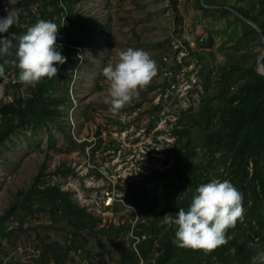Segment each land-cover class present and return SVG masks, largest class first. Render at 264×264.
I'll list each match as a JSON object with an SVG mask.
<instances>
[{"label":"rangeland","instance_id":"obj_1","mask_svg":"<svg viewBox=\"0 0 264 264\" xmlns=\"http://www.w3.org/2000/svg\"><path fill=\"white\" fill-rule=\"evenodd\" d=\"M225 1L243 3L242 0ZM67 3L57 0V5L66 11L73 4L74 10L85 15L94 27L83 33L78 23L66 25L61 17L63 33L84 39V44L74 46L75 63L64 65L68 76L65 79L56 77V86L50 95L57 96L58 100L48 101L49 107L56 109L54 117L20 124L0 144V215L15 194L41 181L40 186L56 185L67 190L72 201L85 206L99 221L91 232L77 231L59 211L52 213L49 203L35 204L37 206L27 215L17 207L14 211L18 215L9 217V235L0 237V264H53L48 246L52 242L67 248L63 264H142L143 259L132 254L136 252V237L131 234L133 227L137 229V221L144 217L147 225L142 227L143 232H148L153 238L152 245L159 247L158 237L170 224L160 221L147 229L150 220L165 208L173 207V200L190 190L184 175L179 178L173 175L170 192L159 188L156 192L145 190V211L136 199L123 203L128 183L135 181L138 185L140 173L163 171L173 164L179 167L186 164L201 181L234 176L231 151L209 152L214 146V132L221 127L225 129L223 106H220L223 102L218 99L202 101L201 97L205 92L204 84L207 92H215L214 81L228 63L244 68L256 61L254 67L260 73L257 58L264 43L258 42L256 34L237 42L230 35L232 25H226V19L231 16L204 10L197 0H67ZM7 7L17 10L18 20L9 26L8 35L0 33V36L13 39L10 51H14L15 40L10 34L21 35L38 19H48L52 0H0V16L5 15ZM208 37L207 45L199 44ZM127 47L147 51L156 61L157 72L139 90L138 98L113 114L103 103L108 81L101 69L106 63L114 64L117 52ZM164 54L171 63L181 58V68L176 67L181 78L177 87L185 92L163 93L160 68ZM240 82L230 83L229 91H235ZM64 83L68 84L66 99L62 98ZM32 86L21 82L15 69L4 70L0 75V105L18 96L30 95ZM185 129L187 132L182 133ZM262 132L254 142L245 141L251 151L245 168L248 177L253 176L256 183L260 181L259 173L264 176ZM92 137L98 138L94 146L87 144ZM219 139L224 138L220 136ZM92 147H95L93 153ZM95 163L108 166L117 177L115 193L121 195L123 202L113 199L105 204L108 183L89 165ZM239 163L245 165L244 161ZM64 166L69 170L57 171ZM258 202L255 218L259 222L251 221L261 227L259 231L264 235V189L259 191ZM247 206L243 202L244 211L238 218L243 233L238 239L251 250L253 264H264V241L259 240L244 221ZM15 216L20 218L16 220ZM158 250L151 249L150 259L155 258ZM168 264L184 262L178 263L172 256Z\"/></svg>","mask_w":264,"mask_h":264},{"label":"trees","instance_id":"obj_2","mask_svg":"<svg viewBox=\"0 0 264 264\" xmlns=\"http://www.w3.org/2000/svg\"><path fill=\"white\" fill-rule=\"evenodd\" d=\"M67 3V0H64ZM199 6L204 10L220 11L223 14H228L231 18L226 19V25L231 26L230 35L234 37L237 42L242 39L246 40L247 36L256 34L259 37V43H261L260 34L258 31L244 18L255 22L262 30L264 35V0H242L243 3H226L225 0H197ZM174 3V2H173ZM68 4V3H67ZM204 4L210 5L205 6ZM256 4H258L256 6ZM64 17L65 24L78 23L79 29L85 33L90 28L94 27V24L85 15H79L75 10L74 6L69 5L66 8L57 5V0H52V8L48 12V19L54 20L58 26H60V19ZM8 32L11 30L8 29ZM8 35L7 33H5ZM254 36V35H253ZM210 41H202L201 45H207ZM58 45H61L60 51L67 58L65 63L58 65L56 76L51 78L44 77L38 82L34 83L31 87V93L28 96H18L12 101L4 102L0 105V144L9 137L12 130L20 124H32L41 122L43 120H50L51 117L56 113L55 107L52 109L49 107V99L57 101V96L50 95V92L56 86V77L66 78L68 72L63 69L64 65L68 62L75 63V45L84 44V39L78 40L75 35L69 36L67 33H63L62 27L60 26L57 30V41ZM186 43V42H185ZM187 44V43H186ZM234 58V57H233ZM11 60L9 56L0 57V63L4 60ZM256 61L250 66L241 68L233 63L221 69L219 76L215 79V92L210 94L207 92V85L204 84V93L202 94V101L204 100H221L223 103L222 107V119H224V131L222 127L213 134L212 141L214 146L209 150L211 153H227L231 151L232 159L231 163L235 171L234 176L229 179L243 194V202L248 205L245 209L244 221L248 223V229L250 228L254 234L259 237V240L264 241V235L259 228L251 220L259 222L255 218L257 214V207L259 206L258 196L259 191L264 189V176L258 174L259 180L257 183L254 178L248 177V171L245 166L251 156L250 147L245 141L254 142L257 140L262 131H264V74H260L254 67ZM264 64V57H262ZM15 69L18 71L14 64H5L4 70ZM235 80H241L235 91H229V84L235 82ZM63 99H66L68 94V84L64 83ZM235 101V103H234ZM177 135V131H173ZM183 132H187L185 129ZM98 133V131H96ZM224 138L222 140L219 137ZM175 153L179 151L175 150ZM177 157V155H176ZM239 161H244L245 165L242 166ZM69 168L65 167L57 171H68ZM243 173V174H242ZM182 177L185 176V184L189 186L190 193L182 194L173 200V207L165 208L157 215H154L153 219L150 220L147 229H152L156 224L161 221V216L166 212H172L175 215V211L181 207H186L193 189L196 187L197 182L206 183L208 180H199L194 174L193 170L187 167L186 164L178 166L173 164L169 169L163 171L152 170L147 174H141L139 176V183L135 181L128 183L125 195L123 197L124 203L128 204L131 200H138L142 203L141 209L145 210L144 207L147 204L146 191L156 192V190L162 189L164 191H171L173 186L174 176ZM192 175V176H191ZM244 178L242 179V176ZM41 183V181H39ZM32 185L21 193L15 194L9 203V206L0 215V237H6L9 235L11 229L8 226L10 215H18L15 213V209L21 208L23 214H31L34 206H42L47 203L50 204L51 212L54 210L59 211L61 216L64 217L77 231L88 230L91 232L99 221V218L88 211L85 206H80L70 199L68 191L59 189L56 185H44L40 186ZM258 185V187H256ZM145 192V193H144ZM137 194V198L135 195ZM250 202V203H249ZM37 204V205H35ZM146 211V210H145ZM14 212V213H13ZM260 213L258 212V215ZM16 220L20 217L15 216ZM138 228L132 229L131 234L136 237L135 248L136 252H133V256L137 259H143L142 264H168L169 259L173 256L178 263L184 262V264H253L251 262V250L244 247L239 242V235L243 233L242 224L237 219L234 226L228 228L226 235L229 237L227 241L210 251L203 249H193L190 247H180L173 243L172 237L174 235V226L169 227L163 232L158 238L159 247H155L153 238L148 232H143L142 227L145 218L140 217L137 221ZM127 228H130L127 225ZM255 228V229H254ZM73 231V233L77 232ZM144 237L142 238V236ZM73 241V238L71 242ZM50 257L53 264H63L67 256V248H62L57 245L56 242H52L50 245ZM70 246H73L71 243ZM1 247V245H0ZM159 249L155 258L150 259L151 249ZM43 256V255H42ZM149 256V257H148Z\"/></svg>","mask_w":264,"mask_h":264},{"label":"clouds","instance_id":"obj_3","mask_svg":"<svg viewBox=\"0 0 264 264\" xmlns=\"http://www.w3.org/2000/svg\"><path fill=\"white\" fill-rule=\"evenodd\" d=\"M17 20V10L7 7L5 15L0 16V33H7ZM60 26L54 20L38 19L23 34L11 33L14 51H10L13 39L0 36V57H13L0 63V75L5 64L11 63L18 69V79L25 84L56 76L58 65L67 59L56 43ZM117 57L114 64L106 63L101 69L108 81L103 103L113 114L138 98L139 90L157 72L156 61L142 48L127 47L118 51ZM243 211V194L239 189L229 179L214 178L195 187L186 207H179L175 215L166 212L160 218L162 223L174 226L172 240L177 246L210 251L227 241V229L234 226Z\"/></svg>","mask_w":264,"mask_h":264},{"label":"built area","instance_id":"obj_4","mask_svg":"<svg viewBox=\"0 0 264 264\" xmlns=\"http://www.w3.org/2000/svg\"><path fill=\"white\" fill-rule=\"evenodd\" d=\"M197 62L199 63L200 61L197 60ZM161 63L162 65L160 68V76L162 78L161 84L163 86L162 87L163 93L165 95H171V94L176 93L178 90H182L180 89V87H177V84L179 82L178 79H181L177 72V68L178 67L179 69L181 68V63H182L181 58L178 57L176 60V63L174 61L171 63L168 56L164 54L161 57ZM189 86L190 85L187 84L186 88H188ZM97 139L95 137H92L91 140H88L89 143L87 142V144L94 146L96 144ZM94 149L95 147L91 148L92 153ZM89 165H91L95 171H97L104 179H106L108 183V191L106 192V197L104 199L105 204H110L113 199L123 202L121 195L119 196L115 193V186L118 184L117 177L113 174V172L109 171L108 166L102 165L101 163H95V164H89Z\"/></svg>","mask_w":264,"mask_h":264},{"label":"water","instance_id":"obj_5","mask_svg":"<svg viewBox=\"0 0 264 264\" xmlns=\"http://www.w3.org/2000/svg\"><path fill=\"white\" fill-rule=\"evenodd\" d=\"M207 6H210V5H207ZM245 21H247V22H249L257 31H258V33L260 34V37H261V40H262V42L264 43V35H263V33H262V30H261V28L259 27V25H257L255 22H253V21H250V20H248V19H246V18H244L243 16H241ZM263 55H264V47H263V49H262V51L260 52V54H259V56H258V58H257V64H258V71L260 72V73H262V74H264V64H263V62H262V57H263Z\"/></svg>","mask_w":264,"mask_h":264}]
</instances>
